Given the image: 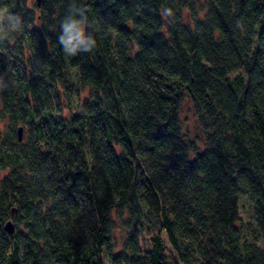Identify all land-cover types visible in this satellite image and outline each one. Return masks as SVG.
Here are the masks:
<instances>
[{
	"label": "trees",
	"instance_id": "obj_1",
	"mask_svg": "<svg viewBox=\"0 0 264 264\" xmlns=\"http://www.w3.org/2000/svg\"><path fill=\"white\" fill-rule=\"evenodd\" d=\"M105 260L264 264V0H0V264Z\"/></svg>",
	"mask_w": 264,
	"mask_h": 264
},
{
	"label": "clouds",
	"instance_id": "obj_2",
	"mask_svg": "<svg viewBox=\"0 0 264 264\" xmlns=\"http://www.w3.org/2000/svg\"><path fill=\"white\" fill-rule=\"evenodd\" d=\"M87 7L74 8L72 5L69 7L70 15L66 16L62 22L61 27L64 34L59 37V43L63 45L65 54L74 56L78 50L91 51L96 44L95 39L91 34H86L87 27ZM77 13L80 19L76 18Z\"/></svg>",
	"mask_w": 264,
	"mask_h": 264
},
{
	"label": "rangeland",
	"instance_id": "obj_3",
	"mask_svg": "<svg viewBox=\"0 0 264 264\" xmlns=\"http://www.w3.org/2000/svg\"><path fill=\"white\" fill-rule=\"evenodd\" d=\"M180 116L183 122L184 129L187 131L189 136L201 138V131L196 123L195 116L192 110V106L187 99H185L184 103L182 104ZM240 213H241V216L243 217L245 226L247 228L249 227L252 229L253 225H252V221H250V213L248 211V205L244 199H241V202H240ZM246 234L249 236L250 232L246 231ZM115 235H116V238L119 239V237L121 236L120 230H116ZM146 237L147 236L145 235L142 236L141 245L143 248L147 247ZM259 241L260 243L262 242L260 239ZM105 264H111V263L105 260Z\"/></svg>",
	"mask_w": 264,
	"mask_h": 264
},
{
	"label": "water",
	"instance_id": "obj_4",
	"mask_svg": "<svg viewBox=\"0 0 264 264\" xmlns=\"http://www.w3.org/2000/svg\"><path fill=\"white\" fill-rule=\"evenodd\" d=\"M37 3L39 4L40 0H36ZM17 135H18V140H21V135H22V127L18 126L17 127ZM4 228L8 233H12L14 230L13 224L11 220H7L4 224Z\"/></svg>",
	"mask_w": 264,
	"mask_h": 264
}]
</instances>
